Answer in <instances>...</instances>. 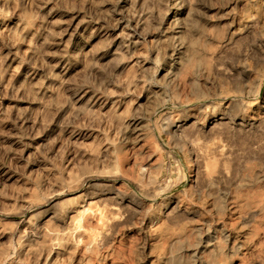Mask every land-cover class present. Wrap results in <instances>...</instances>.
I'll return each instance as SVG.
<instances>
[{
    "label": "rangeland",
    "instance_id": "rangeland-1",
    "mask_svg": "<svg viewBox=\"0 0 264 264\" xmlns=\"http://www.w3.org/2000/svg\"><path fill=\"white\" fill-rule=\"evenodd\" d=\"M0 264H264V0H0Z\"/></svg>",
    "mask_w": 264,
    "mask_h": 264
}]
</instances>
